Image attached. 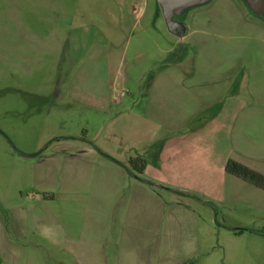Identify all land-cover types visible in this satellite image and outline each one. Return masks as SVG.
Returning a JSON list of instances; mask_svg holds the SVG:
<instances>
[{"label":"rangeland","instance_id":"rangeland-1","mask_svg":"<svg viewBox=\"0 0 264 264\" xmlns=\"http://www.w3.org/2000/svg\"><path fill=\"white\" fill-rule=\"evenodd\" d=\"M198 6L176 18L184 25ZM158 11L149 3L134 16L124 0H0V264H264V208L209 202L216 216L206 218L203 190L194 197L167 191L143 172L134 175L160 200L198 201V224L188 223L192 248L175 263L165 253L166 218L158 243L146 235L138 244L116 239L122 218L112 216L122 209L105 201L113 184L128 189L130 175L120 177L113 166L133 173L128 160L137 155L109 157L98 145H122L130 124L120 105L99 110L78 94L134 93V73L145 64L134 55L156 54L145 41L156 39L163 49L179 39ZM79 145L86 150L77 152ZM245 212L251 218H240ZM205 219L208 231L201 229ZM244 219L256 233L240 232Z\"/></svg>","mask_w":264,"mask_h":264},{"label":"crops","instance_id":"crops-1","mask_svg":"<svg viewBox=\"0 0 264 264\" xmlns=\"http://www.w3.org/2000/svg\"><path fill=\"white\" fill-rule=\"evenodd\" d=\"M124 2L134 16H143L149 3L157 4L161 13L157 0ZM195 9L181 33L168 29L178 42L160 49L158 40H148L145 44L153 43L156 54L140 50L134 55L136 62L145 63L134 73V93L117 97L110 88H94L78 96L99 110L120 105L127 115L129 139L122 145L100 144L101 151L125 160L131 154L143 155L147 164L142 175L164 190L190 196L203 190L200 205L206 218L216 216L209 202L264 208V190L225 171L226 162L233 159L264 175V18L251 12L244 0H211ZM113 167L120 177L130 175L123 183L128 189L119 192L120 185L113 184V195L105 201L122 209L112 216L122 218L116 239L138 244L146 235L158 243L166 218L165 253L174 263L188 254L193 244H187L188 223L198 224V201L175 196L160 200V193L145 188L134 173ZM261 211L259 218H264ZM251 216L245 212L240 218ZM205 220L201 229L208 231L211 221ZM244 220L240 232L256 233L257 227Z\"/></svg>","mask_w":264,"mask_h":264},{"label":"water","instance_id":"water-1","mask_svg":"<svg viewBox=\"0 0 264 264\" xmlns=\"http://www.w3.org/2000/svg\"><path fill=\"white\" fill-rule=\"evenodd\" d=\"M209 0H157L161 14L164 18L167 28L174 33H181L183 24L176 18L187 8L201 5ZM251 12L264 18V0H244Z\"/></svg>","mask_w":264,"mask_h":264},{"label":"trees","instance_id":"trees-1","mask_svg":"<svg viewBox=\"0 0 264 264\" xmlns=\"http://www.w3.org/2000/svg\"><path fill=\"white\" fill-rule=\"evenodd\" d=\"M105 155L109 156L108 154ZM145 164L146 160L140 155L131 157L128 160V167H130L131 171L137 174L138 176L142 174ZM225 171L231 175H234L235 177L242 179L243 181L250 183L251 185L261 190H264V175L244 165L241 162H238L233 159H228L225 164ZM148 183L153 185L154 187H157L155 183H151L149 181ZM242 230L243 229L241 228L240 231Z\"/></svg>","mask_w":264,"mask_h":264}]
</instances>
